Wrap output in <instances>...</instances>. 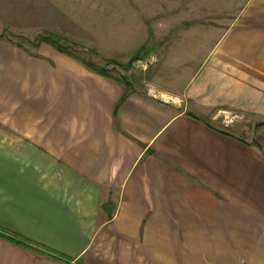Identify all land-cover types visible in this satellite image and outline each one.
<instances>
[{
    "label": "crops",
    "instance_id": "obj_1",
    "mask_svg": "<svg viewBox=\"0 0 264 264\" xmlns=\"http://www.w3.org/2000/svg\"><path fill=\"white\" fill-rule=\"evenodd\" d=\"M168 2L0 0V14L191 15L179 49L201 48L171 88L125 92L0 36V264H264V0L218 7L217 25L193 22L208 5ZM232 110L255 120L248 136L216 121Z\"/></svg>",
    "mask_w": 264,
    "mask_h": 264
},
{
    "label": "rangeland",
    "instance_id": "obj_2",
    "mask_svg": "<svg viewBox=\"0 0 264 264\" xmlns=\"http://www.w3.org/2000/svg\"><path fill=\"white\" fill-rule=\"evenodd\" d=\"M168 1L162 0L163 6L167 9ZM176 1L182 10H186L183 8L187 0ZM194 2L195 7L208 5L209 13L194 14L193 22L203 21L217 25L228 21L222 18L224 15H219L218 7L227 6L231 10L241 5L244 0H194ZM190 17L191 15L164 12L91 16L0 14V36L28 50H37L35 47L39 43H47L41 40L48 39L84 59L92 68L123 79L129 90L143 91L152 85L171 88L168 86L169 81L179 83L181 80L176 78L188 71L186 65H192L181 60L186 57L194 58V53H199L201 48L196 47L197 50L191 53V56L182 54L186 49L185 51L179 49L180 46L186 47L185 38L182 37L184 33L180 27ZM220 33L211 31L207 45L212 46ZM193 34L197 36V32ZM132 48L134 49L130 53ZM223 120L235 123L230 130L243 136L249 135L255 123L248 114L235 110L216 118L218 123Z\"/></svg>",
    "mask_w": 264,
    "mask_h": 264
},
{
    "label": "trees",
    "instance_id": "obj_3",
    "mask_svg": "<svg viewBox=\"0 0 264 264\" xmlns=\"http://www.w3.org/2000/svg\"><path fill=\"white\" fill-rule=\"evenodd\" d=\"M41 41H45V42L51 44V45H52L53 47H55L56 49H58L59 51L64 52V53H67V54H70V55H73V56L77 57L78 59H80V60H81L82 62H84L85 64H87V63L84 61V59L78 57V56L75 55V54H72L71 52H68V51L64 50L63 48L59 47L58 45L52 43L50 40H48V39H43V40H41ZM87 65H88V64H87ZM90 67H91V66H90ZM94 69H95V68H94ZM96 70H98V69H96ZM99 71L102 72L103 74H108V73H106V72H104V71H101V70H99ZM117 79L123 84V86H124V88H125V92H127V91L129 90V89L127 88V83H126L123 79H120V78H117Z\"/></svg>",
    "mask_w": 264,
    "mask_h": 264
}]
</instances>
